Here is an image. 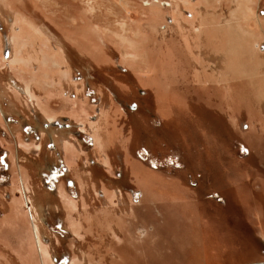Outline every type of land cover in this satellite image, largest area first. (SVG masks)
<instances>
[{
  "label": "rangeland",
  "instance_id": "rangeland-1",
  "mask_svg": "<svg viewBox=\"0 0 264 264\" xmlns=\"http://www.w3.org/2000/svg\"><path fill=\"white\" fill-rule=\"evenodd\" d=\"M41 53L72 88L59 89L54 72L40 95L26 91ZM263 77L264 0H0V263L7 237L21 235L10 252L52 264L43 203L47 237H67L54 251H68L70 236L79 237L74 250L85 248L84 237L94 264L244 262L246 173L264 168ZM104 105L110 142L101 151ZM114 194L131 210L120 213ZM88 208L112 212L116 233L89 223ZM198 227L201 258L192 252Z\"/></svg>",
  "mask_w": 264,
  "mask_h": 264
},
{
  "label": "crops",
  "instance_id": "crops-1",
  "mask_svg": "<svg viewBox=\"0 0 264 264\" xmlns=\"http://www.w3.org/2000/svg\"><path fill=\"white\" fill-rule=\"evenodd\" d=\"M261 165H264V161L261 162ZM263 171H261V173L259 174H249L246 173L247 175V179L246 181H249L250 183H248L247 186V191L249 190L250 193L248 194L249 198L252 199L251 202L249 204H246L244 206V213L245 215V221H244V228L246 230L245 233V240H244V262L242 263H237V262H232L231 259H229L230 262L229 264H264V168H262ZM233 187L235 188L236 186L233 185ZM11 195H7L4 194V200L8 201L9 197H12L14 199L18 198V196H12ZM20 196V195H19ZM5 201V202H6ZM22 208L24 207L25 203H22ZM28 203L26 202V208L28 207L27 205ZM6 206V205H5ZM45 203H43V210L41 212V214L38 217V224L40 225V227L43 229V232H41V242L43 244H46L50 247V259H51V263L52 264H67L69 262V259H73V263L74 264H94V258L92 256V254L90 253V250L87 249L86 245L88 242V245L90 243L89 240H85L84 237L81 238V244L85 246V248L83 247H79L78 250H74L73 248V242L75 239H79V237L76 236H70V240L72 241V243L70 245V249L68 251H62V252H55L54 251V247L53 244L54 243H59L60 239H66L67 237L62 238L61 236H54L55 238H49L47 237L46 233L48 232V223L46 222V217L47 212H45ZM11 213H12V209L8 208ZM1 210H2V206L0 207V218H2L1 215ZM21 211V210H20ZM66 209H64V211L62 212V215H58L57 218H59L58 221H55V223L60 225V228H64L65 226H68V223L66 221ZM16 215H18V209L16 208L15 210ZM56 215L53 214V217H55ZM60 216V217H59ZM64 218V219H63ZM57 224V225H58ZM231 228H233V226H230ZM28 228V227H26ZM66 228V227H65ZM201 227H198L197 230H194L195 233L199 232V230ZM200 233V232H199ZM8 235H5L4 237H6ZM21 237V235H16V236H11V237H7L10 240L7 241V243H5L6 246H1V248L3 249L4 252V256H7L8 258V264H25L26 258L23 257L22 254H17V253H12L10 251L16 249V246L18 245V239ZM231 237V234H230ZM26 240V239H25ZM194 242V239H193ZM79 243H76V245ZM196 244V243H195ZM198 244V243H197ZM199 245V244H198ZM195 248H193L192 252H196L193 256H197L199 258H201V254L203 255V253H201V251L199 250H203L202 249V245L201 246H194ZM198 248V249H197ZM10 252V253H8ZM14 254V255H13ZM34 261L35 264H41L40 263V255L37 253L34 254ZM233 259V258H232ZM38 261V262H37ZM72 261V260H71ZM202 261H195V264H203L201 263ZM210 263V262H209ZM210 264H216V262H211Z\"/></svg>",
  "mask_w": 264,
  "mask_h": 264
},
{
  "label": "bare ground",
  "instance_id": "bare-ground-1",
  "mask_svg": "<svg viewBox=\"0 0 264 264\" xmlns=\"http://www.w3.org/2000/svg\"><path fill=\"white\" fill-rule=\"evenodd\" d=\"M251 14V13H250ZM243 16H245V14L243 15ZM10 20V19H9ZM7 21H8V19H7ZM11 21V20H10ZM12 22V21H11ZM10 26V25H9ZM218 42V41H217ZM26 44V43H25ZM20 45H22V44H20ZM218 45V44H217ZM232 45H235V44H232ZM16 46V45H15ZM25 46V45H24ZM23 46V47H24ZM16 49V48H15ZM19 49V48H18ZM22 50V49H21ZM231 49H229V53L226 51V53H228L227 54V56L228 57H231V55H232V53H234V51L230 54V51ZM249 51H250V53H251V50L250 49H248ZM247 50V51H248ZM42 51V50H41ZM44 52V51H43ZM244 52H246V50H244ZM253 52V51H252ZM225 53V54H226ZM14 55V54H13ZM41 55V57L38 59L36 56H35V58H37L38 59V65H37V69H36V72L34 73L33 72V74H32V76H30L29 75V77L30 78H28L29 80L27 81V78H26V76H25V78L26 79H24V80H26L27 82L24 84V88L26 89V91H28V92H30V91H32V92H30V93H33V90L35 91V94L37 93L38 95H40L41 93V89H42V87L40 86V85H42L43 87H44V84L47 86V83H48V81H50L51 79H49V76L51 75V74H55L54 72H56V63L55 62H52V65H50V60L46 57V55L44 54V53H41L40 54ZM15 56V55H14ZM17 56L18 57H21V54L19 53V55L17 54L15 57L17 58ZM30 56V54L28 55V59H24V67L26 68V66L28 67L29 65H33V57L31 56V57H29ZM14 58V57H13ZM16 58H14V59H16ZM14 59H11V60H14ZM10 60V61H11ZM18 60V59H17ZM20 61H22V60H20ZM20 61H19V64H20ZM2 62V61H1ZM18 62V61H17ZM9 65V64H8ZM12 65V64H11ZM35 65V64H34ZM17 66H19V65H17ZM55 66V67H54ZM23 67V68H24ZM255 67V66H254ZM10 68H12V67H10ZM24 68V69H25ZM12 70V69H11ZM19 70V69H18ZM7 71H9V70H7ZM12 72V71H11ZM10 72V73H11ZM16 73V72H15ZM26 73V72H25ZM219 73V72H218ZM30 74V73H29ZM59 74V75H58ZM57 74V72H56V74H55V77H54V80H58L57 82L59 83H61V85H60V87H59V89H61V88H72L71 86H70V81L69 80H64L63 78H62V76L61 75H63V77H66V72H64V74L62 73L61 74V72H59ZM12 76V75H11ZM24 77V76H23ZM44 77H45V80H44ZM46 77H47V79L48 80H46ZM31 79V80H30ZM36 80V81H35ZM37 80H38V82H37ZM259 80H264V77H263V79H259ZM24 82V81H23ZM31 82V83H30ZM36 82V84L34 85V83ZM51 82V81H50ZM262 82V81H261ZM7 83V82H6ZM5 83V84H6ZM263 84H264V82H262ZM262 83H260V85L262 84ZM8 84H10V83H8ZM8 84H6V85H8ZM32 84V85H31ZM262 84V85H263ZM5 85V86H6ZM5 86H3V87H5ZM53 86H55V85H53ZM19 87V86H18ZM23 87H22V89H23ZM41 87V88H40ZM7 88V87H6ZM10 88V87H9ZM11 88H13V87H11ZM19 88H21V87H19ZM256 88H259V86H256L255 87V91L257 92L258 90L256 89ZM8 89V88H7ZM17 89V88H16ZM15 89V90H16ZM263 89V88H262ZM3 90H5V89H3ZM20 90V89H19ZM263 91H264V89H263ZM263 91H261V92H263ZM3 92H5V91H3ZM7 92H8V90H7ZM15 92V91H14ZM44 92H45V95H48V96H53V94H51V93H53L54 91H49L47 88H44ZM261 92H259V93H261ZM16 93V92H15ZM17 93H18V90H17ZM16 93V94H17ZM25 93V92H24ZM264 93V92H263ZM263 93H262V96H263V102H264V95H263ZM23 94V93H22ZM5 95V94H4ZM8 95V94H7ZM11 95H14V94H12V92H11ZM260 95V94H259ZM16 97H14V98H17L18 96L17 95H15ZM20 96V95H19ZM261 96V95H260ZM10 97V96H9ZM8 97V98H9ZM37 97V96H36ZM104 97V96H103ZM11 98V97H10ZM19 98V97H18ZM35 98V97H34ZM103 99H105V98H103ZM262 99V98H261ZM23 101V100H22ZM16 102H17V100H16ZM19 102H21V99L19 100ZM18 102V103H19ZM102 103H104L103 101H101ZM20 104H23L24 105V103H20ZM105 104V103H104ZM18 105V104H17ZM101 106H102V104H101ZM21 107V106H20ZM36 109H39L45 116H47V117H49L50 116V114H51V112H50V114L48 115V113L46 112V109H45V105H43V104H39V102H37L36 104H35V106H34ZM104 107V109L102 108V110H103V117H101V126L100 125H98V126H100L99 127V129L100 130H95L94 132H95V138H96V141L97 142H99L98 144V149H101V151H105V150H107L106 148H107V146H106V144L108 145V143L110 142V141H108L107 140V137L109 136H106V131L109 129L108 127H109V124H111L110 123V115L107 113V112H105V110L107 111V108H106V106L104 105L103 106ZM109 107H111V106H109ZM108 107V110L109 109H111V108H109ZM22 108V107H21ZM84 109V108H83ZM83 109L81 110V111H83ZM137 113V112H136ZM77 114V113H76ZM85 114V113H84ZM99 115H101V112H99ZM105 115V116H104ZM112 116V115H111ZM113 118V117H112ZM100 119V118H99ZM114 119V118H113ZM99 123V122H98ZM89 127H92V126H89ZM95 127V126H94ZM94 129V128H93ZM92 129V130H93ZM97 129V128H96ZM91 132V131H90ZM107 133H108V131H107ZM109 138V137H108ZM60 139V137L58 136L57 137V140H59ZM94 143L96 144V142H95V140H94ZM109 146V145H108ZM111 146V145H110ZM100 153V152H99ZM102 158L103 159H105V158H107V157H105L104 158V154H102ZM109 158V157H108ZM109 160V159H108ZM107 160H104L103 162H106ZM128 161V160H127ZM128 163V162H127ZM106 165V164H105ZM130 171V170H129ZM77 172V171H76ZM132 174V173H131ZM76 175V174H75ZM77 176V175H76ZM84 176V175H83ZM86 176V175H85ZM82 179H83V177H82ZM84 179H85V177H84ZM87 180V179H86ZM14 182V181H13ZM92 182V181H91ZM156 182V181H155ZM80 183V182H79ZM85 183V182H84ZM83 183V184H84ZM80 185V184H79ZM81 186V185H80ZM79 186V187H80ZM109 186V185H108ZM82 187V186H81ZM87 187V186H86ZM93 187H95V186H93ZM90 188V187H89ZM36 189V188H35ZM94 189V188H93ZM111 189V188H110ZM84 191H89L87 188H84L83 189ZM83 190H81V192H83ZM92 190V189H91ZM34 191V190H33ZM104 191V190H103ZM93 192V191H92ZM104 193H105V191H104ZM113 193V192H112ZM116 193V192H115ZM60 194H61V192H60ZM108 194V193H107ZM110 194V193H109ZM118 194V193H117ZM122 193H120V195H121ZM63 195V194H62ZM105 195H106V193H105ZM83 196V195H82ZM86 196V195H85ZM109 196H111V195H109ZM88 197V196H87ZM111 197H115L116 198V200H117V202H118V206H117V208L119 209V212L120 213H123V212H128L129 210H131V208L129 207V206H126V204H124V196H116L115 194L114 195H112ZM84 199H85V197H84ZM84 203V202H83ZM90 207V206H89ZM73 208V207H72ZM93 209V208H92ZM97 209V208H96ZM31 210V209H30ZM88 210H89V208H88ZM93 210H95V208L93 209ZM84 211V210H83ZM82 211V212H83ZM105 211V210H104ZM31 212V211H30ZM90 212H93V211H90L89 210V213H87L86 214V220L89 222V223H93L94 225H95V228L96 229H98L99 231H100V228L101 229H103L102 227H107V229L109 230H107L106 228H105V230H106V234H108V235H110V236H112V235H114L115 233H116V230H115V228L111 225V220L110 219H108L107 220V218H109L111 215H112V212H107L106 214H105V216H102L101 218L99 217V216H92V214L90 215ZM95 212V211H94ZM93 212V213H94ZM116 212V215L119 213H117V210L115 211ZM114 212V213H115ZM96 213V212H95ZM100 213V212H99ZM103 213V212H102ZM101 213V214H102ZM84 214H85V212H84ZM84 214L83 213H81L80 215H83V218H84ZM94 215V214H93ZM97 215H98V213H97ZM72 217H76V219L77 220H79V221H77L76 219H75V223L77 224V226L80 228V231L81 232H83V235L82 236H86L87 235V231L85 230V227L86 226H88V225H85L86 223H87V221L86 222H83V221H80V217L77 215V214H75L74 216L73 215H71ZM118 216H119V214H118ZM82 217V216H81ZM104 217V218H103ZM85 221V220H84ZM102 222H105L106 224H104V223H102ZM25 223V222H24ZM88 224V223H87ZM114 224V223H113ZM90 225V224H89ZM72 226V225H71ZM77 226H76V228H77ZM92 226V225H91ZM73 227V226H72ZM90 229H91V227H89ZM72 229H75V227L74 228H72ZM89 229V230H90ZM94 230V229H93ZM104 230V229H103ZM74 231H76V230H74ZM77 231H79V230H77ZM102 231V230H101ZM100 231V232H101ZM89 232H91V231H89ZM99 232V233H100ZM79 233V232H78ZM103 233H105V232H103ZM93 234V233H92ZM101 234V233H100ZM99 234V235H100ZM197 234V233H196ZM196 234H195V237L193 238L194 239V242L196 243H198V244H195L194 246H201V239H202V237H201V233H198L197 234V236H196ZM94 235V234H93ZM88 236V235H87ZM101 237V236H100ZM99 237V238H100ZM98 238V239H99ZM34 245H35V243H34ZM38 246V245H37ZM93 246V245H92ZM35 247H36V245H35ZM40 247H41V245H40ZM95 247H98V245L97 246H95ZM95 249V248H94ZM97 249V248H96ZM99 249V248H98ZM198 249V248H197ZM29 250H30V248H29ZM100 250V249H99ZM98 250V251H99ZM36 251V250H35ZM43 251V250H42ZM95 251H97V250H94V252ZM97 251V252H98ZM93 252V251H92ZM101 252V251H100ZM99 252V253H100ZM43 253V252H42ZM32 255H34L35 254V252L33 253H31ZM36 254H37V252H36ZM93 254H95V253H93ZM97 254V253H96ZM27 255V254H26ZM28 256V255H27ZM42 257V256H41ZM45 257V256H44ZM1 260V259H0ZM1 262V261H0ZM3 262V261H2ZM5 263V262H4ZM4 263H0V264H4ZM8 263V262H7ZM43 263H44V258H43ZM49 263H50V261H49ZM45 264H46V262H45ZM48 264V263H47Z\"/></svg>",
  "mask_w": 264,
  "mask_h": 264
}]
</instances>
